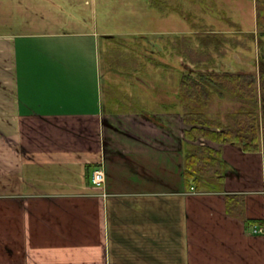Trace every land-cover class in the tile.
<instances>
[{"label":"crops","instance_id":"obj_1","mask_svg":"<svg viewBox=\"0 0 264 264\" xmlns=\"http://www.w3.org/2000/svg\"><path fill=\"white\" fill-rule=\"evenodd\" d=\"M101 2L0 0V264H264V144L209 143L223 180L186 187L178 112L105 100L98 9L123 28ZM163 65L151 88L173 92Z\"/></svg>","mask_w":264,"mask_h":264},{"label":"rangeland","instance_id":"obj_2","mask_svg":"<svg viewBox=\"0 0 264 264\" xmlns=\"http://www.w3.org/2000/svg\"><path fill=\"white\" fill-rule=\"evenodd\" d=\"M109 1H114L116 9H120L119 15L116 14L118 16L116 21L123 28L119 32L111 30L116 28L117 23L110 21L107 23V18L104 19V17H108V13L114 14L107 12V9L103 7L105 3L101 2L103 8L98 9L99 25L105 23L110 33L119 34L115 37L117 40L111 42L109 60L103 71L107 82L105 100L107 102L111 100L112 103L117 104H113V107L124 108V106L135 107L136 105L144 106L143 109L149 111L147 105L155 106V103L149 102L152 97L149 90L155 83L152 80L159 78L158 72L165 73L166 69L168 70V67L163 64L173 65L169 70L173 72L177 85L182 72L195 71L191 62L203 57L202 54H198L200 45L197 38L201 35L237 39L231 42L223 40L218 47L209 45L208 50L216 68L241 73H257L259 63L264 61V34L255 30L254 0H158V3L155 0ZM155 3L161 8L160 20H155L156 15L159 17L153 6ZM118 36H132V38L122 40ZM180 37L185 47L181 48L183 53L179 54L175 40ZM107 45L109 44L106 42V50ZM218 50L221 51L218 52ZM136 75L140 82H136ZM170 77L172 81L174 77L171 75ZM109 79L112 83L110 85ZM130 85L133 87L131 88ZM134 85H137V88ZM155 87V91L167 90L163 86ZM177 88L178 86L174 89ZM174 89L171 88V91H175ZM212 90L213 96L208 102V105L211 104L209 112L206 107L207 111L205 109L204 111L216 120L225 122L227 113H232L242 106L255 110L260 115L264 114V105L260 101L256 102L229 92H222V96H219L218 89L212 88ZM146 103L149 104L145 105ZM191 104L194 103L191 102ZM177 112L180 127L182 121L179 110ZM182 127H184L183 123Z\"/></svg>","mask_w":264,"mask_h":264},{"label":"trees","instance_id":"obj_3","mask_svg":"<svg viewBox=\"0 0 264 264\" xmlns=\"http://www.w3.org/2000/svg\"><path fill=\"white\" fill-rule=\"evenodd\" d=\"M254 3L255 28L258 33L264 34V0H254ZM197 40L200 45L198 54H202L203 57L191 62L195 71L182 72L178 88L173 92L163 93L154 89H150L149 92L158 101L160 110H175L176 112L179 110L180 112L184 124L183 176L185 186L199 189L203 186L211 188L213 184L216 188V184L223 180L226 164L221 151L209 143L234 144L246 152L259 150L261 142L264 144V114L260 115L257 111L242 106L232 113H227L224 122L210 118L204 109L212 99V88L219 90V96H222V92H229L256 102L260 101L264 105V61L259 63L257 73H241L216 68L214 59L208 50L209 45L218 47L223 40L231 42L237 39L201 35ZM182 41L181 37L175 40L179 54L183 53L181 48L185 47ZM134 106H124V108H127V111L138 109L149 116L155 112V110L149 112ZM232 197L228 195L226 198ZM228 210L232 211L229 207Z\"/></svg>","mask_w":264,"mask_h":264},{"label":"built area","instance_id":"obj_4","mask_svg":"<svg viewBox=\"0 0 264 264\" xmlns=\"http://www.w3.org/2000/svg\"><path fill=\"white\" fill-rule=\"evenodd\" d=\"M104 180H105V174H104L103 169L97 168V169H94L92 171L91 181L93 184L100 185V184L104 183ZM190 189L193 190L194 188L191 187ZM252 232H254V233L264 232V227L254 225V226H252Z\"/></svg>","mask_w":264,"mask_h":264}]
</instances>
